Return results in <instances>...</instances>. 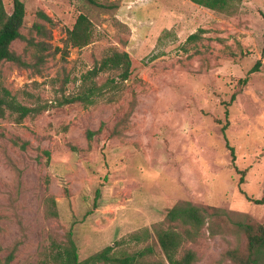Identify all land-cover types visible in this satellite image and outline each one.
I'll return each mask as SVG.
<instances>
[{
    "label": "rangeland",
    "instance_id": "rangeland-1",
    "mask_svg": "<svg viewBox=\"0 0 264 264\" xmlns=\"http://www.w3.org/2000/svg\"><path fill=\"white\" fill-rule=\"evenodd\" d=\"M22 1L23 38L12 50L28 63L36 54L31 39L64 49L81 14L100 37L84 49L71 48L66 60L52 54L41 75L15 63L0 66V93L46 108L21 124L11 112L0 119V264L15 245L12 264H52L69 231L81 261L107 247L122 256L149 244L154 259L165 260L154 228L181 202L264 223V206L247 201L238 187L243 171V191L264 197V0H241L225 12L190 0ZM4 3L12 13L13 0ZM35 24L46 27L48 38L38 36ZM193 34L198 39L188 41ZM112 49L144 64L139 79L127 82L114 101L108 95L89 107L58 106ZM131 112L121 135L113 136ZM88 131L95 133L92 140ZM184 249L196 252L195 264H239L228 252L247 257L248 239L237 226L216 220Z\"/></svg>",
    "mask_w": 264,
    "mask_h": 264
},
{
    "label": "trees",
    "instance_id": "trees-1",
    "mask_svg": "<svg viewBox=\"0 0 264 264\" xmlns=\"http://www.w3.org/2000/svg\"><path fill=\"white\" fill-rule=\"evenodd\" d=\"M92 1V0H91ZM192 3L201 7L210 9L216 12L227 11L233 3L241 0H190ZM93 2V1H92ZM38 16L48 22H52L51 18L44 12H39ZM26 18V6L22 0H13V11L8 13L5 7L4 0H0V66L5 62L15 63L19 67L32 69L35 74L41 75L43 66L47 59L52 54L61 53L62 59L66 60L70 56L71 48L84 49L96 40L100 34L92 20L85 14H81L73 29L68 30L66 46L62 48H53L46 41H36L31 39L29 44L36 50L34 62L28 63L23 58L12 50V45L15 41L23 38L22 28ZM33 29L39 37L48 38V30L44 25L35 24ZM198 34H193L188 41L198 39ZM264 53V51H263ZM260 62L254 68L257 71ZM144 64L134 58L128 52H122L117 49L109 50V53L101 59L95 66L82 75L80 79V87L75 94L62 95L57 100V105L60 107L68 105L80 104L84 107H89L96 103V99L110 96L109 101H114V96L117 91L124 90L127 82H134L139 79L141 72L144 70ZM113 73V77L107 79L106 82L100 84L97 80L105 73ZM68 83L67 81L64 84ZM235 100V96L233 97ZM137 100L134 97L132 102L133 109L136 107ZM46 111V108H30L17 103L16 98L12 97L11 93L4 90L0 93V119L6 117L7 112L17 114L16 122L18 124L30 116H37ZM133 112V111H132ZM128 114L119 121L112 135H121L120 127L129 122V118L133 113ZM228 115V113H227ZM228 125H225L222 130L226 137ZM95 133L87 132L88 140H92ZM228 147L232 151L233 160L235 161L234 148ZM49 155V153H48ZM241 175L238 182L240 193L247 201L256 205L264 206V197L255 199L243 191L242 186L245 184V172L240 171ZM99 193V192H98ZM236 214L228 212L224 209L214 206H199L191 202H181L168 210L163 224L155 226L154 234L158 246L161 248L165 260L154 259L156 251L152 245H148L143 250L135 254H127L117 256L114 254V247H107L103 251L81 261L79 249L74 241L73 232L69 231L66 234L64 242L58 246L51 255L52 264H195L198 261V256L191 249H184L183 245L186 242L196 241L201 234V231L207 224L212 221L221 220L225 225H233L242 229L248 239V255L241 258L237 252H228L229 258L239 264H264V223H256L249 221H241L236 218ZM167 226V227H165ZM182 229L179 232L178 228ZM146 240L150 238V231L146 232ZM141 242V237L135 239ZM18 251V245H15L5 261L2 264H12L15 255ZM182 255L180 256V253Z\"/></svg>",
    "mask_w": 264,
    "mask_h": 264
},
{
    "label": "crops",
    "instance_id": "crops-1",
    "mask_svg": "<svg viewBox=\"0 0 264 264\" xmlns=\"http://www.w3.org/2000/svg\"><path fill=\"white\" fill-rule=\"evenodd\" d=\"M134 28V27H133ZM136 30V28H134Z\"/></svg>",
    "mask_w": 264,
    "mask_h": 264
}]
</instances>
